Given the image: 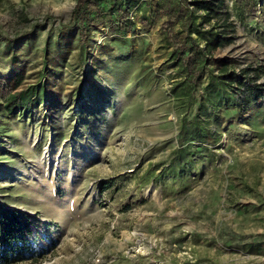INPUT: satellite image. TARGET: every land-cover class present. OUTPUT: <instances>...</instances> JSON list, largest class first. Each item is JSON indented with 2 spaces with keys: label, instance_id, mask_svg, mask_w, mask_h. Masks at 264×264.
<instances>
[{
  "label": "rangeland",
  "instance_id": "1",
  "mask_svg": "<svg viewBox=\"0 0 264 264\" xmlns=\"http://www.w3.org/2000/svg\"><path fill=\"white\" fill-rule=\"evenodd\" d=\"M222 1L229 38L216 54L236 69L250 67L264 87V71L252 69L264 66V0ZM75 2L0 5V76L21 69L25 82H34L44 46L59 56L47 104L0 120V204L43 226L38 260L12 264H264V95L245 112L216 113L209 124L220 134L214 155L202 153L194 164L202 170L187 174L184 186H140L145 167L177 145L184 113L170 89L175 65L160 46L164 17L146 20L131 9L128 33L98 23L83 64L75 59V29L59 33ZM7 36L18 38L15 61ZM56 41L70 53L59 55ZM109 178L114 183L102 191Z\"/></svg>",
  "mask_w": 264,
  "mask_h": 264
},
{
  "label": "trees",
  "instance_id": "2",
  "mask_svg": "<svg viewBox=\"0 0 264 264\" xmlns=\"http://www.w3.org/2000/svg\"><path fill=\"white\" fill-rule=\"evenodd\" d=\"M253 2L255 0L244 1L246 6ZM222 4V0H76L69 20L60 26V34L75 29V59L85 64L93 53L91 35L93 26L98 23L109 21L111 26L123 27L128 33L135 27V20L129 15L131 9L139 10V16L146 20L155 13L164 17L160 27V46L169 62L175 65L176 79L170 89L184 107V113L180 119L177 145L163 160L150 162L145 167L137 180L140 186L149 182L167 184L168 181H178L184 186L187 174L202 170L203 167L194 166L202 153L201 159L214 155L210 148L217 143L220 134L209 124L219 117L216 113L245 112L264 95L262 82H256L248 74L250 67L236 69L230 58L216 54L229 38L228 14L222 10ZM213 19L215 21L211 22ZM219 20L224 26L222 29L217 24ZM205 22L211 23L209 28L204 27ZM6 39V47L12 49L11 61H15L17 53L13 49L18 38L7 36ZM55 45L60 47L59 55L70 53L64 43L56 41ZM49 51L45 45L43 66L36 72L34 82H25L26 75L21 69H10L7 75L0 76V120L2 117H27L36 105L47 104V98L54 93L49 76L56 74V60L59 58L50 57ZM252 69L264 71V66L255 65ZM202 76L206 81L200 90L197 86ZM114 181L113 178L104 180L101 190L108 189ZM42 229V223L29 212L0 204V264H12L26 258L37 261L42 255L37 243Z\"/></svg>",
  "mask_w": 264,
  "mask_h": 264
}]
</instances>
